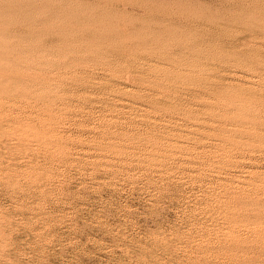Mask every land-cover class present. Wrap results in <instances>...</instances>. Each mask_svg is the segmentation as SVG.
Returning a JSON list of instances; mask_svg holds the SVG:
<instances>
[{
  "label": "rangeland",
  "instance_id": "374dc122",
  "mask_svg": "<svg viewBox=\"0 0 264 264\" xmlns=\"http://www.w3.org/2000/svg\"><path fill=\"white\" fill-rule=\"evenodd\" d=\"M0 264H264V0H0Z\"/></svg>",
  "mask_w": 264,
  "mask_h": 264
},
{
  "label": "bare ground",
  "instance_id": "6f19581e",
  "mask_svg": "<svg viewBox=\"0 0 264 264\" xmlns=\"http://www.w3.org/2000/svg\"><path fill=\"white\" fill-rule=\"evenodd\" d=\"M13 62V61H12ZM7 73V72H6Z\"/></svg>",
  "mask_w": 264,
  "mask_h": 264
}]
</instances>
